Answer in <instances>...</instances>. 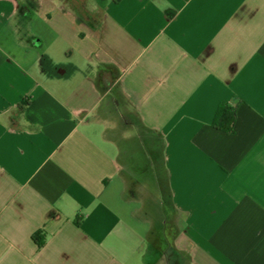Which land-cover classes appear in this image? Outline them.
I'll return each mask as SVG.
<instances>
[{
  "label": "crops",
  "instance_id": "crops-1",
  "mask_svg": "<svg viewBox=\"0 0 264 264\" xmlns=\"http://www.w3.org/2000/svg\"><path fill=\"white\" fill-rule=\"evenodd\" d=\"M0 264H264V0H0Z\"/></svg>",
  "mask_w": 264,
  "mask_h": 264
},
{
  "label": "trees",
  "instance_id": "trees-1",
  "mask_svg": "<svg viewBox=\"0 0 264 264\" xmlns=\"http://www.w3.org/2000/svg\"><path fill=\"white\" fill-rule=\"evenodd\" d=\"M28 105V102L26 100L22 103V109L23 107H26ZM236 120V110L229 105L222 104L216 114V118L213 126L214 128L224 131L227 133H233L234 132V125ZM34 240L39 244V246L43 245L46 236L43 232H39L36 235H34Z\"/></svg>",
  "mask_w": 264,
  "mask_h": 264
}]
</instances>
